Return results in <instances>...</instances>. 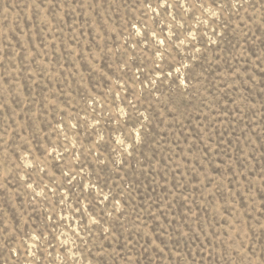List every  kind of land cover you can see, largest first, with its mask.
<instances>
[{"label": "rangeland", "instance_id": "obj_1", "mask_svg": "<svg viewBox=\"0 0 264 264\" xmlns=\"http://www.w3.org/2000/svg\"><path fill=\"white\" fill-rule=\"evenodd\" d=\"M0 264H264V0H0Z\"/></svg>", "mask_w": 264, "mask_h": 264}]
</instances>
